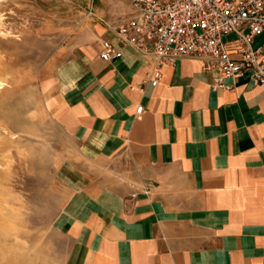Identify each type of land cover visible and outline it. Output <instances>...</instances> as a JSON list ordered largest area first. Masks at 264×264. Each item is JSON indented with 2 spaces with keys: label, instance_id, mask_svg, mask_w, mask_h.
Returning <instances> with one entry per match:
<instances>
[{
  "label": "crops",
  "instance_id": "1",
  "mask_svg": "<svg viewBox=\"0 0 264 264\" xmlns=\"http://www.w3.org/2000/svg\"><path fill=\"white\" fill-rule=\"evenodd\" d=\"M71 5L70 41L37 88L63 143L49 223L58 264H264V85L214 90L185 57L152 86L156 58L115 34L130 0ZM223 38L234 50L235 34ZM102 40L119 53L109 61ZM251 46L264 55V30Z\"/></svg>",
  "mask_w": 264,
  "mask_h": 264
},
{
  "label": "rangeland",
  "instance_id": "2",
  "mask_svg": "<svg viewBox=\"0 0 264 264\" xmlns=\"http://www.w3.org/2000/svg\"><path fill=\"white\" fill-rule=\"evenodd\" d=\"M74 0H0V264H58L49 223L63 144L45 122L39 70L70 41Z\"/></svg>",
  "mask_w": 264,
  "mask_h": 264
},
{
  "label": "built area",
  "instance_id": "3",
  "mask_svg": "<svg viewBox=\"0 0 264 264\" xmlns=\"http://www.w3.org/2000/svg\"><path fill=\"white\" fill-rule=\"evenodd\" d=\"M132 15L116 28L120 42L156 58L151 85L159 68L185 57L201 60L211 73V87L231 91L239 78L264 85V55L251 46L264 30V0H130ZM235 34V49L224 36ZM98 56L105 61L119 53L102 40ZM236 54L237 56H235ZM142 106L136 109L140 114Z\"/></svg>",
  "mask_w": 264,
  "mask_h": 264
}]
</instances>
